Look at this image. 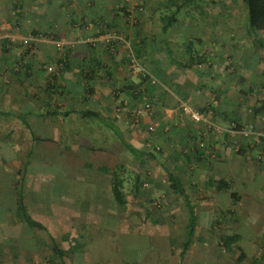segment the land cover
Listing matches in <instances>:
<instances>
[{
    "label": "crops",
    "instance_id": "0c3cea01",
    "mask_svg": "<svg viewBox=\"0 0 264 264\" xmlns=\"http://www.w3.org/2000/svg\"><path fill=\"white\" fill-rule=\"evenodd\" d=\"M127 2L130 0H0V123L10 126L0 129V141L6 138L15 143L14 156L24 157L20 183H13L17 188L5 184V175L12 179L15 163L8 168L0 162V174H4L0 178L1 264H46L50 237L64 261L71 251L79 264H85L95 259L89 252L96 250L103 264H109V259L117 264H157L163 256H151L148 244L121 250L116 237L126 240L144 233L161 239L165 237L163 221L188 220L187 199L199 218L197 205L204 200L201 194L206 188L214 187L215 196H226L234 182L239 190L243 179L253 180L248 185L261 182L257 171L244 178L241 158L245 153L236 151L228 131L242 116L243 77L261 74L263 59L256 53L257 47L250 54H256L257 60L250 55L243 58L242 35L232 34L236 22H229L232 31H226L221 20L207 22L203 15L210 7L199 4L182 9L169 26L188 31L175 43L187 52L185 61L161 58L157 55L162 49L151 42L160 45L163 38L157 41L155 34L147 36L148 26L140 18L132 22L140 11ZM125 12H130L129 17ZM179 16L186 20L181 22ZM163 26L161 35L169 28ZM244 30L251 40L246 22ZM27 37L33 39L30 46L24 43ZM188 46L198 58L192 63ZM132 51H139V68H153L165 88L164 92L156 86L153 95L162 115H155L157 106L153 110L151 102L142 101L144 90L136 86L140 75L127 63ZM184 63L189 65L184 67ZM178 101L203 110L207 105L214 108L209 119L216 128L204 129L203 123L189 116L179 119ZM151 124L157 129L152 137L139 126ZM200 136H206L204 148L196 146ZM125 143L143 154L134 156ZM9 146L13 148V144ZM151 146L154 151L148 150ZM213 156L219 159L214 161ZM146 159L153 163L149 175L140 165ZM29 164L35 171L27 172ZM117 174L122 180V204L114 194ZM58 180L61 187L52 188ZM219 180L227 183L224 189L218 188ZM261 185L264 188V181ZM19 187L30 215L45 227L46 244L41 241L43 232L36 233L8 211L15 205ZM260 192L252 194L256 202L264 197ZM243 194L238 193L236 203ZM177 227L168 225L164 233L170 258L180 264L190 248L180 257ZM57 235L65 236V241L71 239L68 250L60 246ZM171 237L177 238V244L171 245ZM45 246L48 253H38Z\"/></svg>",
    "mask_w": 264,
    "mask_h": 264
},
{
    "label": "rangeland",
    "instance_id": "374dc122",
    "mask_svg": "<svg viewBox=\"0 0 264 264\" xmlns=\"http://www.w3.org/2000/svg\"><path fill=\"white\" fill-rule=\"evenodd\" d=\"M127 3L131 4L132 8L138 7L140 11V14L137 15L138 18L135 15H134L135 17L133 16L132 22H135L136 20L140 18V20H142V22H145L146 25L148 26L147 36L149 35L154 36L155 34L157 37V41L159 38H163L164 42L160 45L159 44L156 45V43L154 44L153 42H151V45H154V48L160 47V49H162L160 52H158L159 55L157 56L161 58H165V59L167 57L169 59L176 58V59L181 60V62H183V60L185 61L186 58L184 57V55L187 54V52L183 49L182 46H177L175 43H177L176 38L182 39L183 34L184 33L187 34L188 31L186 29H182V30L181 29H171L172 27H169L167 29V32L166 33L164 32L161 35L160 25L165 24V20H162L160 18L161 16L160 14L166 9L167 6H169V3H170L169 0H130V2H127ZM198 3L200 5L206 4V6L210 7V9H208V11L206 10L203 15L204 20H206L207 22L211 23L216 20H221V22L225 23L224 27L226 31L228 29L232 31V26L229 25V22H232V21L236 22L237 30H236V33L233 32L232 34L235 37H239L240 35H242L241 39L243 38L242 39L243 58L247 55H250L251 52L256 50L253 40L249 39V36L246 34L244 30V22H246L245 21L246 10L241 0H200V1H197V5ZM232 9H234V12H232ZM166 13L170 14L171 12L166 11ZM179 17H180L179 20L181 22L183 20H186V17L185 18H182V16H179ZM155 23L160 24V25L154 26ZM222 28L223 27L221 26L220 30L224 32L225 30H223ZM177 30L179 31L176 33ZM116 33L117 32H115V34ZM117 35L118 33L116 34V36ZM118 36H122V35H118ZM254 36L257 38L255 39L259 43H261L262 48H263L262 50L264 51V30L255 33ZM256 53L258 54V52ZM131 54L132 53L129 54L130 58H128V62H127L129 68L133 71H136L138 74H143L144 68L141 69L139 68L138 65L135 68L132 66L130 59L134 58L137 64H138V60L135 56H131ZM152 55L155 56V53L152 52ZM258 55L261 56L260 54ZM250 58L252 60H257L256 54L254 53L250 55ZM245 62L247 61L245 60ZM261 62H262L261 74L254 73L253 75L243 77L244 79L243 86L244 85L245 86H244V94L242 95L244 97V102H243V106L241 109L242 116L238 121L239 124L241 125V128L236 129L231 126L230 129L228 130L229 134L232 136L233 140L235 141L234 148H236V151H237V147L239 146L240 142H243L244 144L248 142L249 144V146L245 150V154L243 155V158H241L242 159L241 169L244 174V178L250 176L253 171L254 172L257 171L260 174L261 182H256L255 184L248 185L249 181L253 182V180L243 179L241 190H239L240 188L237 187L236 182H234L232 183L231 191H229V193H225L226 196L218 194L219 198H217L218 195L215 196L214 187H212V189H209L210 196L208 195L209 194L208 188H206V190H204L202 194L200 192L201 196L204 197V200H202L201 203L197 205L198 208L201 210V212L199 213L200 215H198L199 218L195 220V231H194V236H193V242L190 245V249L187 252L184 260L181 261L180 264H253L254 259L259 260L260 264H264V260L261 259L263 255V251H264V197L259 199V202H256V198L252 196V194H255L258 190L259 192L261 191L260 193L262 194V196H264L263 194L264 188H261L262 187L261 183L264 181V139L262 140V138H264V111L261 112L260 114L259 113L256 114L257 116L253 114V108L258 107L261 104V102L264 101V60H261ZM228 64H230V62H228ZM44 67L46 70V66ZM145 70L152 76L149 77V75H147L148 76L147 81L141 86L142 88L141 91L143 92L144 90V93H145V95L143 93L144 100L142 101L151 102L152 108L154 110L155 106H157V104H155V100L153 102V95H154V92H156L154 88L156 86L159 87V90H160V87H162L161 89H165V88L161 86V83L159 82V77L154 74L155 72L153 68L152 70L154 73L152 72L151 69L145 68ZM48 72H52V71H48ZM152 77L155 79V82H151V80L153 79ZM148 87H151V90L150 88L146 89ZM213 92H215V90H213L212 93ZM165 98L166 96L163 97V99ZM211 98L212 100H214V101L211 100L212 104L215 105V101H216L215 95H213V97ZM184 104L186 105V103H181V101H178L175 103V108H177L179 119L181 116L182 117L186 116L183 113V109H182ZM187 105H189L192 109L194 108L199 112H203L201 109L202 106H197L195 104L194 105L187 104ZM210 108L212 109V113L209 114L210 116L204 117L202 121H199L201 122L200 124L202 123L204 124L203 127L204 129H207V130L216 128L214 123H212L213 121L211 122V120L209 119L211 118L214 112V108H212L211 106ZM203 113L205 115L207 114V111ZM155 115L156 116L162 115L160 114V110L158 109V106L156 108ZM180 121L182 122V120ZM203 121H206V123ZM181 122H178V124H181ZM139 126L140 128H142V131H144L145 134H147L150 137L154 136L153 135L154 132L157 131V129L156 130L154 129L155 131L149 130L148 129L149 125L148 126L139 125ZM208 126H210L211 128L209 129ZM9 127H10L9 124H6L5 122L0 123V129H2L3 131L7 130ZM248 127L251 128L250 133L247 135L243 134L242 131ZM199 142H202L204 143V146H207L206 136H200V138L196 141V146L198 147H199L198 145ZM6 144H9V145L13 144V148H11L9 145L6 146ZM14 144L15 143L8 141L6 138L5 140L0 141V156H1L0 162L3 164L9 165L8 168L9 167L11 168V166H14V163L16 166L14 167L15 169H13L14 172L12 173V177H11L12 179L9 180L8 178L9 174L5 175V178L7 177V180H6L7 183L5 182V184L7 186L10 185V187L14 185L13 183L15 181L20 183L19 170L21 169V166L24 160L23 156L21 157L14 156V154H17V152H15L16 146H14ZM153 148L155 147L153 146L148 147V150L154 151ZM199 148H203V147H199ZM261 153H262L263 158L261 157L260 159L258 157ZM30 157L31 158L34 157L35 159V157L37 156H30ZM30 157L29 158L27 157L26 161H29V163H32V159ZM215 158H217V156L211 159L214 160ZM1 159L3 160L1 161ZM43 159L45 160L46 157H43ZM185 163L187 164L188 162H185ZM36 164H37V161H36ZM150 164H153V163L149 159H146V162L142 160L140 164L142 167L145 168L147 175H149L148 173L149 169L151 170L153 169ZM1 166L2 165L0 164V169H1ZM187 166L190 167V164L189 165L187 164ZM38 168L40 170V167ZM33 171H35L34 167H31L29 164V166L27 167V172L31 173ZM3 175H4L3 173L2 175L0 174V178H2ZM257 180L259 179L257 178ZM143 181H146V180H143ZM60 182L61 180L60 181L58 180L52 183V188L59 189L61 187ZM141 184H142V181H141ZM251 185L252 186L256 185V186H253L252 188ZM1 187H2V182L0 179V188ZM239 192H241L242 194L244 193L243 198L241 199L240 203H236L235 201L237 200L235 198H232V196L228 197L232 193H236L238 195ZM2 194L3 192L2 190H0V196ZM6 197H8L7 194H6ZM156 206L158 208L161 207V205L160 206L156 205ZM181 216L182 215H179L178 218H181ZM187 219H189V217H187ZM144 223L145 221H143V224ZM161 224L165 226V228L162 227L163 229L161 231L163 232V235L165 237H162L161 239H159L157 237L154 238V235H151V234L149 236H146L144 235V233L139 236L137 235L130 236L126 240H124L123 237H116V239L119 240L118 248L121 247V250H122V247H124L125 250H127L128 248H132L133 250H135L137 247L147 246L148 244V249L151 250V256H156V255L160 257L163 256V259L160 260V262H158L157 264H176L175 260L173 261L170 258L171 249L167 247V243H166L167 238H166V234L164 233V231L168 225L172 229H173V226L175 225L178 226L176 229V234H177L176 237L179 236L178 239L180 243L186 239L185 226L188 224V220L186 219L182 220V218L179 220H172V221L167 220V221H163ZM152 230H153V226H152ZM44 234L45 233L43 232V239L41 235V241L45 242L46 244L47 239H46V235ZM223 234L237 236L236 242H235L236 245H234L231 251L229 250L226 251L224 250L223 247H219L218 245L219 237ZM56 237H57V241L60 244V246L62 248H65V250H68L70 246L73 244L71 239L69 238H67L69 240L65 241L64 240L65 236L63 235H57ZM176 237H171V245H174L175 243L177 244L178 240ZM236 246H240L242 250L244 251V256L242 257L240 261L238 260L239 258L238 248L239 247H236ZM48 249L49 247L45 246V248H40L38 253L40 252L43 254L48 253L49 251ZM179 250L181 251L180 245H179ZM66 254L67 256H66L65 264H79L76 260V255H74L73 252L68 251ZM89 255H90V258L92 256L95 259L93 260L89 259L87 260V263L85 264H103V263H99L98 259L102 260L103 258L99 256V253H97L96 250H92L91 252H89ZM60 264H63V263H60ZM109 264H117V262L115 259L114 260L109 259ZM148 264H154V261H151Z\"/></svg>",
    "mask_w": 264,
    "mask_h": 264
},
{
    "label": "trees",
    "instance_id": "16d2710c",
    "mask_svg": "<svg viewBox=\"0 0 264 264\" xmlns=\"http://www.w3.org/2000/svg\"><path fill=\"white\" fill-rule=\"evenodd\" d=\"M197 1H200V0H169V2H170L169 6H167L166 9L160 14L161 15L160 18L162 20H165V24L163 26V29L166 30L167 27H169L173 23V21H175L177 15L179 14V12L182 9L189 7V6L190 7L191 6L197 7L199 5V3L197 5ZM241 2L243 3L245 10H246V31L252 37V40L255 44V47H257V49H258L257 50L259 52L258 54H260L262 56V57L260 56V58H262L264 60V53L261 50L262 45H261V43H259L256 40L257 38L254 36L255 33L264 30V0H241ZM166 11H170L171 13L167 14ZM129 14H130V12H125L126 17ZM115 32H114V34H115ZM187 49L190 52L189 62L192 63V61H194V59H196L197 57L195 56V54H193V50L190 46H188ZM132 52L133 53L131 54V56H135L136 58L139 57V51H137V52L132 51ZM129 58H130V56H129ZM188 65H189V63L183 64L184 67H187ZM139 75H141L140 76V82L137 83L136 86H142L148 79L147 74H145V75L139 74ZM149 88L151 90V87H148L146 89H149ZM162 90L165 92V89H162ZM148 95H150V94H148ZM207 110L208 109L206 106V108L203 110V112H205ZM263 111H264V101H262L258 107L253 108V114H255V115L258 113L260 114ZM183 113L186 116H189V118H190V115L186 114L184 112V110H183ZM3 114H6V113H3ZM232 127L238 129V128H241V125L239 124L238 121H236ZM114 130H115L116 134L118 135L119 132L115 126H114ZM263 139L264 138H262V140ZM125 145L128 148V150L134 156L139 157V155L143 154L140 150H137L136 148L132 147L129 144L125 143ZM248 146H249L248 142L246 144L242 143L240 146H238L239 147L237 149L238 153L243 155ZM250 149H252V148H250ZM117 176L118 177L115 180V185H114V194L117 198V202L119 204H122L123 202L121 201V198H120V196H121L120 186H121L122 180H121L119 174H117ZM135 179H136V182H138V184H139L138 176H136ZM138 184H137V186H138ZM226 185H227L226 182H224L222 180L218 181V188L219 189H224V187H226ZM174 186H177V185H173V187ZM14 187L17 188V184H15ZM179 187H180V191L183 193L184 189L181 186H179ZM231 196H232V198H235V199L239 198V196L236 193H232ZM187 207H188L189 219H188V224L185 226L186 239L177 244V246L180 245V247H181L180 257H182V258L184 257L185 253L190 248V245L193 242V236H194V231H195L196 214L194 211V206L189 202L188 199H187ZM8 211L12 214V216L16 220H18V222H23V223L27 224L36 233H39V232H42L43 230H45V227L42 225V223L40 221L34 219L30 215L28 208H27V205L24 201V197H23V194L21 192L20 187H19V189H17L16 201H15L14 207H9ZM236 237H237L236 235H227V234L221 235L219 237V241H218L219 247H223L224 250H226V251L227 250L231 251L233 249L234 245H236L235 244ZM50 238H51L52 245L50 248V254L46 255V264H60V263L65 264L64 254L60 250L56 241H54V239L52 237H50ZM236 247H239L238 248L239 249L238 260L240 261L242 259V257L244 256V251L242 250V248L240 246H236ZM0 257H1V255H0ZM261 259L264 260V251H263V255H262ZM253 264H260L259 260L254 259Z\"/></svg>",
    "mask_w": 264,
    "mask_h": 264
},
{
    "label": "built area",
    "instance_id": "2783aa9c",
    "mask_svg": "<svg viewBox=\"0 0 264 264\" xmlns=\"http://www.w3.org/2000/svg\"><path fill=\"white\" fill-rule=\"evenodd\" d=\"M32 41H33V39L31 38V37H27V38H25L24 39V43L26 44V45H28V46H30L31 45V43H32ZM130 62L132 63V66L135 68L138 64H137V62H136V60L134 59V58H131L130 59ZM47 70L48 71H51L52 70V67L51 66H47ZM143 74L145 75V74H147V75H149V77H151L152 75H150L147 71L145 72H143ZM153 78V77H152ZM151 82H155V79L153 78L152 80H151ZM182 109L184 110V112L186 113V114H189L190 115V117H191V119H193V120H195V121H197V122H199V121H201L204 117H206V114L204 115V113L203 112H199V111H197L196 109H192L189 105H183V107H182ZM212 113V109H208L207 110V114H211ZM148 129L149 130H154L155 128H154V125H149L148 126ZM250 131H251V128L250 127H248V128H246L245 130H243L242 132H243V134H245V135H247V134H249L250 133ZM233 133H235V132H233ZM199 147H205L204 146V143H202V142H199Z\"/></svg>",
    "mask_w": 264,
    "mask_h": 264
}]
</instances>
